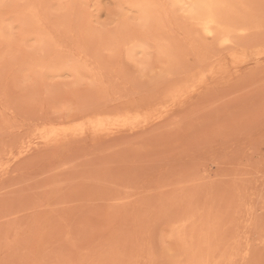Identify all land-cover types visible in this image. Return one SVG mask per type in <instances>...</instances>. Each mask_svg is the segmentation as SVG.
Returning a JSON list of instances; mask_svg holds the SVG:
<instances>
[{"label": "rangeland", "instance_id": "374dc122", "mask_svg": "<svg viewBox=\"0 0 264 264\" xmlns=\"http://www.w3.org/2000/svg\"><path fill=\"white\" fill-rule=\"evenodd\" d=\"M0 264H264V0H0Z\"/></svg>", "mask_w": 264, "mask_h": 264}]
</instances>
